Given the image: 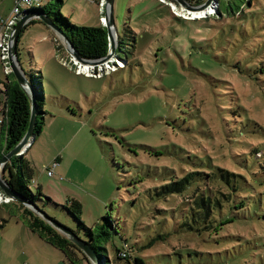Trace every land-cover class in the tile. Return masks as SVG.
<instances>
[{"label":"rangeland","instance_id":"1","mask_svg":"<svg viewBox=\"0 0 264 264\" xmlns=\"http://www.w3.org/2000/svg\"><path fill=\"white\" fill-rule=\"evenodd\" d=\"M125 2L116 0L113 19L128 64L102 78L75 76L53 60L42 69L39 48L51 43L59 60L70 55L45 25L23 30L18 63L26 77L42 81L45 96L41 131L25 155L34 182L47 197L80 201L87 226L110 217L117 232L105 244L110 264H129L115 258L123 241L144 264H264V0H215L213 14L197 22L170 18L163 6L143 15L148 4L129 11ZM70 5L74 15L65 8ZM13 7L12 0H0V16ZM65 7L63 17L100 26L95 5L65 0ZM161 13L166 17L148 22ZM196 172L231 196L212 211L211 228L191 217L196 183L180 194H160L162 186ZM222 175L230 187L218 181ZM18 207L13 201L0 206V264H61V252L31 232L11 239L23 228L11 216ZM44 212L76 230L65 210ZM228 217L232 221L214 231Z\"/></svg>","mask_w":264,"mask_h":264},{"label":"trees","instance_id":"2","mask_svg":"<svg viewBox=\"0 0 264 264\" xmlns=\"http://www.w3.org/2000/svg\"><path fill=\"white\" fill-rule=\"evenodd\" d=\"M168 1L177 4L175 0ZM185 1L189 5L193 6L200 5L206 0ZM247 3H250V1H247ZM159 4L164 5L161 2H159ZM62 6L63 0H48L45 2L44 6L31 7L24 11L25 13L30 14H41L52 20L53 23L60 28V30L68 38L81 58L85 60H98L106 56L108 51L106 29L101 25L99 27L81 26L70 21L67 17H63V15H61L60 7ZM165 6L169 9L168 5L165 4ZM228 7L231 9L230 6ZM171 15L173 18L183 22H197V20L181 19L174 16L172 13ZM35 23L43 24L39 20H32L25 25L23 30H25L29 25ZM22 32L19 35L18 43ZM117 49V57L125 62L124 68L119 69L122 71L127 67L128 58L126 55V58L122 56L121 51L126 52V48L123 47V41L120 40L119 37ZM27 77L29 80L33 79V81H30V84L35 91L36 115L41 118V121L36 120L35 122L33 135L34 139L41 131V127L43 125V115H46V113L42 111L44 93L42 86H40L42 82L38 81L37 76L29 73ZM2 84L4 87L3 94L5 96V111H3V117L0 120V158L14 148L22 139L27 131L30 118L28 99L16 82L13 74L10 73L6 76L5 82ZM61 98L66 101L67 104L70 102L69 99L64 98L63 96H61ZM27 150L20 156L12 157L11 160L3 166L2 173L4 181L18 196L32 202L42 211L45 209H51L52 211H55L56 209H63L69 213L77 223L76 230L70 229L59 223L54 219V216H49V218L71 231L78 238L84 240L95 253L99 264H110L109 258L106 254L105 244L108 243L110 237L112 239L113 233L117 234L116 230L111 227L110 217L108 215L105 217L103 216L95 225L87 226L80 219L82 204L78 200L68 198L64 201H60L54 199L53 197L45 196L42 187L36 184L33 180L34 170L31 167L29 160L25 157ZM54 162L58 163L59 160L56 159ZM220 170L222 171V169ZM226 174L228 176L230 173L226 172ZM218 181L227 184L228 187H230L228 177H224L222 175ZM133 183L134 182L132 181L129 183L131 187H133ZM192 183H196L197 188L195 190L196 192L193 193L190 200H188L192 211L191 217L195 220L197 219L198 222L203 224L204 228H211V226L208 225V222L212 217V211L215 209H221L222 206L230 202L231 196L230 194H226L220 186L214 185L209 175L204 176V174L197 172L188 174L176 182H171L170 184L162 186L160 194H162V196L180 194L188 187H193L194 185H192ZM31 184L35 187L34 191L30 188ZM192 191H194V189H192ZM134 202L135 200L132 201V203ZM13 203H16L21 208V215L25 220L27 228L32 233L36 234L41 240L61 252L63 264H80L82 261L86 260L85 256L74 244L44 221L40 216L18 202L13 201ZM233 206L235 208L242 207L243 203L240 202L238 205L233 204ZM231 221L232 218H225L224 220H221L218 225H215V227L212 226V228L214 231H217L220 226L230 223ZM3 227L4 226H0V231ZM189 229H192V227L190 226ZM131 247L132 246L128 245L126 241H123L120 247L115 248V258L125 260L129 264H144L140 257L135 254H129L132 249ZM121 254H124L125 257H122Z\"/></svg>","mask_w":264,"mask_h":264},{"label":"water","instance_id":"3","mask_svg":"<svg viewBox=\"0 0 264 264\" xmlns=\"http://www.w3.org/2000/svg\"><path fill=\"white\" fill-rule=\"evenodd\" d=\"M175 2L184 10L190 12H204L208 9L211 3L215 2V0H206L202 4L198 6H191L186 3L185 0H175ZM105 10H106V23L105 29L107 32L108 38V51L106 56L98 60H85L79 56L77 51L74 49L73 45L70 43L68 38L64 35V33L58 28L52 20L47 18L44 15L37 14V13H25L19 16L14 26L10 32V36L7 40L8 46V62L11 73L15 77L16 82L25 93L28 102H29V109H30V118L27 131L22 139L17 143V145L12 148L10 151L5 153L0 158V171L3 169V166L8 163L12 157L19 156L22 153V149L30 145L33 135H34V127L36 122V105H35V91L32 88L31 84L29 83L28 78L26 77L25 73L21 69L18 63V54H17V46H18V38L20 33L23 31L25 25H27L33 19L41 21L44 25H46L49 29H51L58 38L64 43L66 52L73 57L75 60L80 62L81 64H89V65H99L110 61L116 52V48L118 47L117 44V33L115 29L114 19H113V0H105ZM0 189L3 191L5 195L10 197L12 201L19 202L27 209L31 210L38 216H40L44 221H46L49 225H51L55 230L60 232L63 236H65L72 244H74L79 251L85 256L87 261L90 264H99L98 259L89 245L82 239L78 238L75 234L71 231L63 227L62 225L56 223L55 221L51 220L49 216L42 211L40 208L35 206L32 202L21 198L18 196L4 181L3 173L0 174Z\"/></svg>","mask_w":264,"mask_h":264},{"label":"built area","instance_id":"4","mask_svg":"<svg viewBox=\"0 0 264 264\" xmlns=\"http://www.w3.org/2000/svg\"><path fill=\"white\" fill-rule=\"evenodd\" d=\"M26 2V4L31 8L32 5V1H48V0H13L14 2V7L11 9L10 14L8 17L6 18H2L0 17V60L2 61V63L5 66V73L9 74L10 71V67H9V62H8V46H7V40L10 36V32L14 26V23L16 21V19L21 16L24 12V10H21V4L23 2ZM161 3H164L163 1H159ZM98 7H99V23L102 27L105 28V23H106V10H105V0H98L97 2ZM166 4V3H164ZM214 3H211L210 6L208 7V9L205 11V13L203 12L202 15H200V18H195V16H191L190 12H186L183 11L181 9H177L180 8L177 4L174 5V3L169 2L168 5L171 9V12L173 13V15H175L176 17L182 18V19H187V20H197V19H203L206 16H210V14L212 15V7H213ZM40 7V6H38ZM117 56L115 55L110 61L103 63V64H99V65H89V64H81L80 62H78L77 60H75L73 57L69 56H64L61 58L60 63L66 67L69 71H71L72 73H74L77 76H84L87 78H102L104 77V74L107 73L110 74L111 72H115L116 69L120 68H124L125 66V62L120 60L118 58V60L122 61L123 63L119 62L117 60ZM116 61V62H115ZM115 63V65H114ZM8 65V67H7ZM117 65V66H116ZM72 68H71V67ZM111 71L110 73L108 71ZM27 150V149H26ZM23 152L20 154L22 155ZM19 155V156H20ZM58 163L53 162L52 166L50 168L47 169V175L49 177L53 176V170L54 167L57 165ZM3 170L0 171V174L2 173ZM10 202H12V199L10 197H8L7 195H5L2 190L0 189V205H7ZM122 257H125L124 254H121Z\"/></svg>","mask_w":264,"mask_h":264},{"label":"crops","instance_id":"5","mask_svg":"<svg viewBox=\"0 0 264 264\" xmlns=\"http://www.w3.org/2000/svg\"><path fill=\"white\" fill-rule=\"evenodd\" d=\"M79 1H82L85 5H87V6H89V5H95V12H96V14H97V17H98V20H99V7H98V4H97V2H98V0H79ZM115 2H116V0H113V11H114V8H115ZM154 2V3H153ZM63 4H64V7H65V0H63ZM148 4V6L146 7V9L144 10V9H141V7L142 6H145V5H147ZM158 6H163L164 8H166V10H167V12H169V9L165 6V5H161V4H159L156 0H126V2H125V4H124V8H126L127 10H129V11H131V10H134V8L135 7H139L140 9H141V11H142V13H143V15L144 14H146V15H149V14H151V12L153 11V9L155 10ZM123 7H119L120 9H123ZM69 12H71V14L72 15H74L75 14V11H74V8H73V5H72V7H71V5L70 6H68V7H65ZM11 11V10H10ZM8 14H10V12L8 13ZM168 14H170V15H168V16H171L170 18H172V15H171V13L169 12ZM9 16V15H8ZM1 17V16H0ZM166 16L163 14V13H161V14H159V15H157L155 18L153 17L151 20H148V22H151L152 20H154V21H157V19L159 20V19H163V18H165ZM2 18H4V17H2ZM6 18V17H5ZM170 18H168V20L170 19ZM71 21V20H70ZM72 22H74V21H72ZM187 22H190V21H187ZM75 23V22H74ZM77 24V23H76ZM143 26L145 25V26H148V25H150V23H143L142 24ZM132 31V30H131ZM43 39H45L46 40V37H44ZM50 44V45H49ZM48 44V47L47 46H45V47H43V48H39L37 51H38V61L42 64V69H44L45 67H46V65L48 64V62H50V61H55V62H57V63H59L60 62V60H59V58H57L56 56H57V51L55 50V48H54V46L51 44V43H49ZM35 49H37V47H35ZM62 57H64V56H62ZM34 63H36V65H37V69L39 68V66H38V62H34ZM0 66H1V72H2V77H0V111H1V119H2V117H3V111H5V96H4V94H3V82H5V80H6V76H8L9 74H6L5 73V66H4V64L2 63V61L0 60ZM60 64V63H59ZM62 66V65H61ZM7 67H8V65H7ZM30 67V66H29ZM62 67H64V66H62ZM65 69H67L66 67H64ZM10 69V68H9ZM68 70V69H67ZM11 71V70H10ZM69 71V70H68ZM120 71V70H119ZM69 72H71V71H69ZM40 74H41V72H39ZM75 75V74H74ZM75 76H77V75H75ZM40 77H41V75H40ZM41 79L43 80V77H41ZM42 82V81H41ZM44 98H45V96H44ZM65 98V97H64ZM68 99V98H67ZM70 102H71V100H70ZM0 119V120H1ZM3 170V169H2ZM3 172V171H2ZM52 177V176H51ZM53 177H54V175H53ZM55 178H57V177H55ZM61 180V179H60ZM65 186V185H64ZM65 190H69V189H65ZM69 191H71V190H69ZM54 199H58V200H60V201H63V200H61V199H59V198H54ZM14 202H16V201H14ZM80 202V201H79ZM19 203V202H18ZM81 203V202H80ZM82 204V203H81ZM0 206H7V205H0ZM19 208V207H18ZM10 209V208H9ZM14 210V209H13ZM14 212H16V214H12L11 216H13L12 217V219L16 222V224H21V226L23 227V228H20V227H18V229H17V231L16 232H14V234L11 236V239H13L14 240V238L15 237H18V236H20L21 237V233H22V235L23 236H25V237H27L28 236V232H31L28 228H27V226H26V224H25V220L22 218V215H21V210H14ZM3 230H4V227H3V229H2V231L0 232V237H1V235H2V232H3ZM32 233V232H31ZM32 234H34V233H32ZM35 236H36V238L44 245V246H46L47 245V243L46 242H44L43 240H41L36 234H34ZM46 244V245H45ZM49 245V244H48ZM51 246V245H50ZM54 248V247H53ZM34 253H36V254H38L39 255V253L35 250L34 251ZM27 255V253H25V255L24 256H26ZM61 264H63V259H62V255H61Z\"/></svg>","mask_w":264,"mask_h":264},{"label":"bare ground","instance_id":"6","mask_svg":"<svg viewBox=\"0 0 264 264\" xmlns=\"http://www.w3.org/2000/svg\"><path fill=\"white\" fill-rule=\"evenodd\" d=\"M202 14H203V12H192L191 16H195V18H200L199 16ZM24 151H26L25 148L22 149L23 153H25Z\"/></svg>","mask_w":264,"mask_h":264}]
</instances>
